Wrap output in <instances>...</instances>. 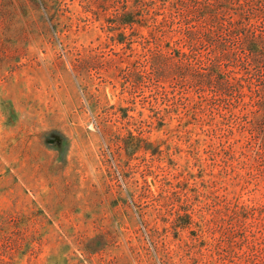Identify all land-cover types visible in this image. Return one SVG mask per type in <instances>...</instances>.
I'll return each instance as SVG.
<instances>
[{
	"label": "rangeland",
	"instance_id": "374dc122",
	"mask_svg": "<svg viewBox=\"0 0 264 264\" xmlns=\"http://www.w3.org/2000/svg\"><path fill=\"white\" fill-rule=\"evenodd\" d=\"M164 1L0 0V264H264V123Z\"/></svg>",
	"mask_w": 264,
	"mask_h": 264
},
{
	"label": "trees",
	"instance_id": "16d2710c",
	"mask_svg": "<svg viewBox=\"0 0 264 264\" xmlns=\"http://www.w3.org/2000/svg\"><path fill=\"white\" fill-rule=\"evenodd\" d=\"M170 5L177 10L156 23L162 27L178 19L186 23L176 29L186 39L176 41L190 45V53L183 54L191 55L196 63L193 85L220 91L222 97L234 92L239 101L249 104L251 118L242 128L249 129L256 140L259 125L264 123V0H177ZM133 15L134 11L124 12L122 23L132 26L136 22ZM245 87L251 99L248 103ZM262 133L256 152L260 160H264V130Z\"/></svg>",
	"mask_w": 264,
	"mask_h": 264
}]
</instances>
